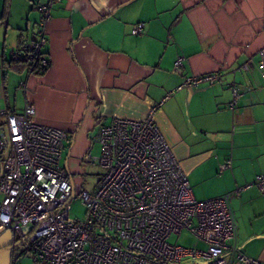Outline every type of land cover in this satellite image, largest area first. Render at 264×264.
<instances>
[{"label": "crops", "instance_id": "obj_1", "mask_svg": "<svg viewBox=\"0 0 264 264\" xmlns=\"http://www.w3.org/2000/svg\"><path fill=\"white\" fill-rule=\"evenodd\" d=\"M39 1L0 0V108L19 113L29 101L36 121L65 130L68 170L88 153L90 128L142 119L156 107L194 197L230 193L264 174V79L240 68L264 46V0H60L46 26L50 65L29 74L23 61L10 66L5 52L35 37ZM137 22L144 31L133 35ZM179 56L183 66L174 69ZM213 71L216 83L173 91L185 76ZM9 72L26 82L19 97L10 95ZM231 83L240 92L234 108ZM230 205L237 248L264 264V191L254 184L232 192ZM25 240L1 231L0 264H19Z\"/></svg>", "mask_w": 264, "mask_h": 264}, {"label": "built area", "instance_id": "obj_2", "mask_svg": "<svg viewBox=\"0 0 264 264\" xmlns=\"http://www.w3.org/2000/svg\"><path fill=\"white\" fill-rule=\"evenodd\" d=\"M59 1L35 4V37L8 51V60L23 61L29 74L50 65L44 50L46 26ZM143 31V22L131 28L133 35ZM182 66L179 56L173 68ZM250 67L264 79V46L240 65L243 70ZM219 78L218 71L185 76L173 91L214 84ZM20 85L25 89L26 82ZM230 89L229 105L234 108L240 92L235 83ZM155 109L142 119L114 117L98 126L95 140L101 151L91 160L104 166L105 173L93 192H76L71 173L62 165L66 131L36 121L29 101L19 113L0 108V232L9 230L28 240L33 264H180L184 259L193 260L191 264H262L237 248L230 196L254 184L264 191V174L230 193L196 200L155 121ZM230 166L227 160L219 171ZM73 198L86 208L82 219L70 218ZM24 226L31 228L27 232ZM182 230L202 246L167 242L170 234Z\"/></svg>", "mask_w": 264, "mask_h": 264}, {"label": "rangeland", "instance_id": "obj_3", "mask_svg": "<svg viewBox=\"0 0 264 264\" xmlns=\"http://www.w3.org/2000/svg\"><path fill=\"white\" fill-rule=\"evenodd\" d=\"M6 23H3V28ZM1 28L2 37L0 40V43L2 44L3 35H4V29ZM11 47H7V50ZM17 48V47H12ZM2 48L0 46V54ZM5 56L9 58L8 54L5 52ZM26 74V72H25ZM24 74V75H25ZM35 74V73H33ZM22 77V74L16 73V72H9V77L7 79L8 82V89L10 92V95L17 94L19 97V94L22 92V86L20 85L23 83V81H19V79ZM0 81H1V70H0ZM88 139H89V146H88V153L85 152L81 158L77 166L75 165V169H72L71 167L69 172H72V178L75 184V190L76 192L80 191L81 189L87 190L90 192H93L96 189V186L102 176L105 173V167L102 166L100 163L92 161L91 156H96L100 153V144L95 140V134H96V127H92L87 131ZM67 154V150L64 152V157L62 160V165L65 163V157ZM196 200H200L197 196H195ZM70 218L72 220H78L82 219L85 215L86 208L85 206L80 202V199L73 198L70 201ZM24 230L27 232L30 230V226H24ZM167 242L173 245H181L190 247L193 246V244L197 243V240L194 238L193 235L190 234L187 230H182L180 233H173L170 234L167 238ZM198 246H202L201 242L197 243ZM28 240H25L23 242V245L20 246V253H19V264H33L32 257L30 250H28ZM193 260L190 259H184L180 262V264H191ZM201 264H204V261H199Z\"/></svg>", "mask_w": 264, "mask_h": 264}, {"label": "trees", "instance_id": "obj_4", "mask_svg": "<svg viewBox=\"0 0 264 264\" xmlns=\"http://www.w3.org/2000/svg\"><path fill=\"white\" fill-rule=\"evenodd\" d=\"M7 61L10 66H13V65L18 66L22 62V61H12V60H7ZM22 64L24 65V63ZM45 70L46 69H43L42 71H36L35 74H43Z\"/></svg>", "mask_w": 264, "mask_h": 264}, {"label": "water", "instance_id": "obj_5", "mask_svg": "<svg viewBox=\"0 0 264 264\" xmlns=\"http://www.w3.org/2000/svg\"><path fill=\"white\" fill-rule=\"evenodd\" d=\"M65 166H66V162H65Z\"/></svg>", "mask_w": 264, "mask_h": 264}]
</instances>
